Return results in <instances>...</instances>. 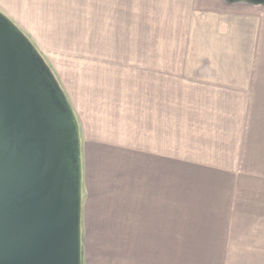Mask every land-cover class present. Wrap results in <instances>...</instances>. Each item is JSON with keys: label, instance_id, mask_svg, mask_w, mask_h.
I'll return each mask as SVG.
<instances>
[{"label": "rangeland", "instance_id": "1", "mask_svg": "<svg viewBox=\"0 0 264 264\" xmlns=\"http://www.w3.org/2000/svg\"><path fill=\"white\" fill-rule=\"evenodd\" d=\"M204 3L0 0V10L34 44L78 123L82 264H95L96 245L113 239L93 219L95 213L110 206H103L107 199L133 196L131 192L146 180L152 182L155 192L167 189L171 176L167 165L170 168L194 154L177 143L171 148L172 140L168 148L166 143L160 144L164 140L156 139L158 134L150 133L154 69L183 70L187 51L192 54L187 61L191 66L196 58L207 56L213 58L201 61V67L230 72L253 68L252 73L258 75L249 82L251 90L233 93L240 106L233 111H239L241 121L244 112L240 110L245 101L247 104L244 131L241 133L238 120L233 144L224 148L226 154L213 156V170L193 173L176 166L175 174L172 172L175 232L168 251H161L160 259H155L169 264H264V6L244 12L261 26L259 49L251 53L255 58L235 60L229 51L225 55L230 59L225 60L217 58L223 53L209 29L223 22L222 11ZM229 12L224 18L236 27L238 13L243 12ZM171 131L169 124V135ZM227 167L234 170H215ZM95 230L101 236H94ZM99 252L104 257L113 255L107 247ZM154 253L144 251L143 257Z\"/></svg>", "mask_w": 264, "mask_h": 264}, {"label": "water", "instance_id": "2", "mask_svg": "<svg viewBox=\"0 0 264 264\" xmlns=\"http://www.w3.org/2000/svg\"><path fill=\"white\" fill-rule=\"evenodd\" d=\"M79 149L61 87L0 10V264H82Z\"/></svg>", "mask_w": 264, "mask_h": 264}, {"label": "crops", "instance_id": "3", "mask_svg": "<svg viewBox=\"0 0 264 264\" xmlns=\"http://www.w3.org/2000/svg\"><path fill=\"white\" fill-rule=\"evenodd\" d=\"M204 5L222 11L223 22L216 27H209L211 33L214 31L215 42L220 45L219 51L223 53L217 58L229 60L230 57L225 53L230 51L235 60L254 59L251 53L259 49L257 38L260 35L261 26L253 24V16H245L244 12L253 10L252 8L256 6H264V2L205 0ZM232 9L243 12L242 15L238 13L236 27L227 22L228 18H224L226 11L231 12ZM191 55L187 51V54L183 56L185 63L181 71L154 69L153 84L151 83L150 133L158 134L156 139L164 140L160 144L166 143L168 148L169 140H172L171 148L177 143L187 149L191 148L194 154L188 159H183L181 163H173L170 168L167 165L171 173L170 183L167 180L165 184L167 189L155 192L152 182L146 180L142 187L138 184L139 189L131 192L135 195L123 196L122 198L126 197L125 201L122 198L116 199L117 202L106 200L107 203L103 206L107 204L110 206L106 211L102 209L103 212L95 213L93 219L101 230L104 228L109 230L107 235L113 236V239L109 241V244L96 245L98 258L93 260L95 264H169L165 260L155 258L160 259L161 251H168L169 242L175 232L176 214L175 195L171 189L172 172L175 174L176 166L193 173L203 170L212 171L213 156L226 154L224 148H230L233 144L232 140L238 132L236 125L240 120L239 111H233L234 108L240 109L239 101H234L236 94L233 93L251 90L249 82L253 75L258 74L252 73L253 68H243L242 72H230L224 68L216 70L201 67L204 65L201 61L213 58L207 56L196 58L197 61L191 66V63L187 62L191 60ZM187 64H190V67H185ZM246 105L245 101L244 107L240 110L244 112L241 115L243 121L240 120L241 133L244 131ZM138 124L142 122L138 121ZM169 124L172 127V135L168 134ZM138 129L143 132L142 127ZM159 132L165 135L162 136ZM215 170L232 171L234 169L227 167ZM128 199L133 201L127 202ZM97 203L98 201L95 200L94 204ZM109 208L110 213L107 212ZM93 235L101 236L99 230H95ZM147 236H153L152 240H146ZM106 247L113 255L104 257L103 252L100 254L99 251L105 250ZM144 251L155 253L154 256L143 257Z\"/></svg>", "mask_w": 264, "mask_h": 264}]
</instances>
